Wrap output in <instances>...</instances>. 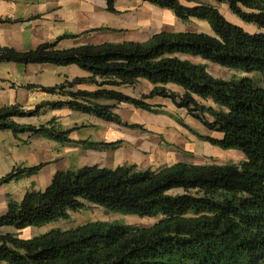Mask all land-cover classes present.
<instances>
[{
	"label": "trees",
	"instance_id": "trees-1",
	"mask_svg": "<svg viewBox=\"0 0 264 264\" xmlns=\"http://www.w3.org/2000/svg\"><path fill=\"white\" fill-rule=\"evenodd\" d=\"M116 0H107L115 10ZM169 9L184 21L207 22L213 33L163 31L146 42L87 44L58 48L46 42L18 51L0 47V63L78 65L92 75L42 90L69 99L43 102L34 109L12 105L0 109V130L40 134L60 143H78L85 149L117 147L121 142L73 141L76 130L55 120L40 126L22 125L15 117L40 114L46 106L73 110L114 121L129 128L113 111L132 103L160 113L154 97L171 99L186 108L221 138L196 135L225 150H240L239 163L196 164L178 161L159 168L98 164L58 171L43 191L28 190L21 201L9 199L0 215V264H264V32L250 33L229 21L220 10L226 4L245 23L264 29V0H144ZM62 39V38H61ZM188 57H198L196 62ZM208 63L259 73V84L249 76L215 77ZM146 79L155 87L149 95L131 97L115 86H134ZM96 84L95 91L73 90ZM184 89L182 95L168 88ZM210 116L212 119H208ZM192 130V129H191ZM45 164L16 166L0 185L37 174ZM98 205L109 212L161 218L148 227L122 221H90L53 228L29 238L22 231L69 220L72 212ZM11 226L18 232H5Z\"/></svg>",
	"mask_w": 264,
	"mask_h": 264
},
{
	"label": "crops",
	"instance_id": "crops-1",
	"mask_svg": "<svg viewBox=\"0 0 264 264\" xmlns=\"http://www.w3.org/2000/svg\"><path fill=\"white\" fill-rule=\"evenodd\" d=\"M191 21L204 22L195 18L184 21L173 11L144 0H116L113 11L109 9L107 0H0V47L29 51L43 43L59 40L58 48L61 49L106 42H146L163 31H187L176 30L175 27H187ZM188 58L193 60L198 57ZM91 75L75 64L0 63V109L21 105L28 110L43 102L65 101L69 98L60 93H48L41 87H55ZM105 87L141 98L149 95L155 85L143 79L134 86ZM167 87L180 95L184 93V89L177 84L170 83ZM99 88L96 84L84 83L76 85L73 90L95 91ZM148 101L161 105L163 112H149L132 103L104 101L115 105L113 111L124 122L141 125V128H134L136 134L129 130L133 128L69 107L53 108L48 105L36 116L15 117L14 120L22 125L40 126L55 120L64 129L76 128L70 134L73 141L121 143L117 147L85 149L76 142L63 144L31 132L15 135L11 130H0V180L16 166L45 164L33 176L0 185V215L7 212L9 199L21 201L28 190H45L58 171L95 164L109 168L124 164H137L143 169L159 168L184 161L183 150L197 155L209 150L210 143L201 140L196 133L222 137L221 133L199 123L186 108H178L171 99L157 96ZM79 115L85 122L83 127L77 125ZM198 124L199 127H196ZM83 152L95 156L94 162L74 168L73 159ZM46 227L27 228L21 236L39 235L24 236L28 230ZM3 230L18 232L11 226Z\"/></svg>",
	"mask_w": 264,
	"mask_h": 264
},
{
	"label": "rangeland",
	"instance_id": "rangeland-1",
	"mask_svg": "<svg viewBox=\"0 0 264 264\" xmlns=\"http://www.w3.org/2000/svg\"><path fill=\"white\" fill-rule=\"evenodd\" d=\"M220 10L229 21H231L234 24L242 26L245 30H247L250 33L254 34V33L264 32V29H260L254 24L245 23L244 21L239 19L236 15H234L230 11L228 5L226 4L220 5ZM175 28L176 30L213 33L212 28L207 22L195 23L191 21L187 24V27H175ZM193 60L196 62L202 61L200 58H194ZM208 70L210 71L211 74H213L215 77L218 78L230 79L234 76L249 75L253 77L257 83L260 84L262 82L261 75L259 73L246 74V73H242L241 71L232 70L215 63H208ZM194 118L198 120L199 123L203 124L201 120H199L196 117ZM208 119L211 120L212 118L208 116ZM82 121L83 120L80 119V115H79V124L77 125L83 127L85 122ZM196 127H199V124ZM129 130L132 131L131 133H135V134L137 133L136 132L137 130L134 129H129ZM209 145H211L209 146V150L204 151V153H201L200 155L199 154L197 155L194 152L183 150L181 153L182 160L196 164H212V163L227 164V163H239L246 159L245 154L240 150H231V149L225 150L220 147L218 148V146L213 147L211 143ZM94 160H95V156L91 154H87L86 152H83L82 154L79 153L77 159H73L72 166H74V168H77L82 166L83 164L92 163L94 162ZM10 182H6L3 184H7ZM160 218L161 216L151 218V217H140L137 215H125L122 213H114L107 211L105 208L101 206L90 205L86 209L80 210L78 212H72L71 218L69 220L55 222L53 224L48 225L46 228L40 230L38 229L28 230L24 234V236H32L34 234H40V232L42 233L45 230H50L53 228L67 229V228L83 225L90 221H110V222L122 221L129 225L148 227L155 224Z\"/></svg>",
	"mask_w": 264,
	"mask_h": 264
}]
</instances>
